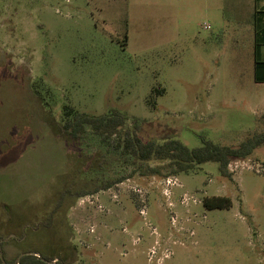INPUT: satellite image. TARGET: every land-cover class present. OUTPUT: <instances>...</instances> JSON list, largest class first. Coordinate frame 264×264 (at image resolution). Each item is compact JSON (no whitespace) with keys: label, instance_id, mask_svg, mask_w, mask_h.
<instances>
[{"label":"rangeland","instance_id":"374dc122","mask_svg":"<svg viewBox=\"0 0 264 264\" xmlns=\"http://www.w3.org/2000/svg\"><path fill=\"white\" fill-rule=\"evenodd\" d=\"M253 7L252 0H0V215L7 219L5 205L16 214L8 229L25 225L19 237L13 232L18 241L0 230L3 256L264 264V146L232 161L231 178L215 162L144 177L111 161L115 150L100 137L79 144L58 129L62 106L71 104L93 115L127 113L126 128L137 119L143 139L171 135L191 148L202 138L234 145L263 131L264 84L253 79L245 23ZM155 89L165 93L153 108ZM122 176L69 208L77 193ZM212 196L233 206L207 210L203 200Z\"/></svg>","mask_w":264,"mask_h":264},{"label":"trees","instance_id":"16d2710c","mask_svg":"<svg viewBox=\"0 0 264 264\" xmlns=\"http://www.w3.org/2000/svg\"><path fill=\"white\" fill-rule=\"evenodd\" d=\"M256 80L259 83L264 84V62L259 59L258 53H256ZM165 93V89H155L152 91L151 96L148 98V104L156 108L157 102L155 95H161ZM131 120L127 113L121 111H111L108 114L93 115L77 110L71 104H64L62 106V121L59 125L60 132L69 137L72 142L81 143L85 142L89 135L100 137L104 143H107L115 151L111 153L112 160L119 162L121 165L130 166L133 168L134 173H139L141 176H158L167 177L169 175H178L182 173H190L195 171L199 166L215 162L219 164V170L224 177H232L229 170V165L234 160L246 159L254 154V152L264 146V130L260 132H254L247 136L245 140L239 144L228 145L216 143L212 140L202 138L203 145L197 148H191L187 146L183 141L175 136H167L162 141L160 139L145 140L139 134L141 125L137 119H134L131 126L127 127L128 122ZM114 140V141H112ZM114 155V156H113ZM95 159L93 156L91 159ZM96 160V159H95ZM97 162V161H95ZM156 163L152 165V163ZM88 165L90 168L96 169V165ZM100 164L101 161L99 162ZM103 167V165H101ZM126 176H122L116 179L101 180L98 185L94 187L89 186L85 190L74 195L73 200L69 204L71 208L77 199L87 196L90 193L98 191L110 190L113 186L126 179ZM67 196H64L63 201L57 204L56 215L62 210V204L67 201ZM203 205L207 210H224L230 209L233 206V200L230 197L225 196H212L206 197L203 200ZM3 205V210L7 215L1 217L0 215V230L4 232H10L12 239L18 241L20 234L25 233L24 224L18 229H8L7 225L13 219L16 214L12 210ZM62 214V213H61ZM60 214V215H61ZM59 215V217H60ZM3 219V220H2ZM4 223V224H3ZM6 225V227H5ZM17 232V236L13 232ZM24 235V234H23ZM63 246H67L66 241ZM22 239V238H21ZM0 254L4 253V239L0 237ZM62 246V247H63ZM21 252L12 261L8 260L4 256V261L0 256V264H54L53 261L57 260L51 254H41L37 256L36 253L22 255ZM56 264H64L62 260H57Z\"/></svg>","mask_w":264,"mask_h":264},{"label":"crops","instance_id":"0c3cea01","mask_svg":"<svg viewBox=\"0 0 264 264\" xmlns=\"http://www.w3.org/2000/svg\"><path fill=\"white\" fill-rule=\"evenodd\" d=\"M252 1L254 3V7L248 13V16L245 20L247 27L246 32L249 33L251 37V45L249 46V59L251 60V64L253 66V79L255 83L262 84L256 80L255 63L256 53H258L259 59L264 62V0ZM65 221L66 220H64V222Z\"/></svg>","mask_w":264,"mask_h":264},{"label":"built area","instance_id":"2783aa9c","mask_svg":"<svg viewBox=\"0 0 264 264\" xmlns=\"http://www.w3.org/2000/svg\"><path fill=\"white\" fill-rule=\"evenodd\" d=\"M210 28V27H209ZM238 167V162H235V163H233V162H231L230 163V165H229V170L230 171H235L236 170V168ZM166 184L169 186V185H177V181H174L173 179H171V178H169V179H167L166 180ZM84 200V197L80 200V204H81V202ZM84 203V202H83ZM144 211H142V213H143ZM145 213V212H144Z\"/></svg>","mask_w":264,"mask_h":264},{"label":"water","instance_id":"95a60500","mask_svg":"<svg viewBox=\"0 0 264 264\" xmlns=\"http://www.w3.org/2000/svg\"><path fill=\"white\" fill-rule=\"evenodd\" d=\"M28 254H34V253H32V252L24 253V254H22V255L19 257V260L22 258L23 255H28ZM36 255L39 256V257L41 256L40 254H37V253H36ZM0 256H1L2 260L4 261V256H3L2 253L0 254ZM5 264H6V263H5ZM19 264H20V263H19Z\"/></svg>","mask_w":264,"mask_h":264},{"label":"flooded vegetation","instance_id":"af4514ba","mask_svg":"<svg viewBox=\"0 0 264 264\" xmlns=\"http://www.w3.org/2000/svg\"><path fill=\"white\" fill-rule=\"evenodd\" d=\"M22 238H23V237H22ZM0 244H1V241H0ZM26 253H28V252H26ZM32 253H37V252H32ZM22 254H24V253H22ZM37 254H39V253H37ZM40 255H41V254H40ZM53 263L56 264V263H57V260L53 261Z\"/></svg>","mask_w":264,"mask_h":264}]
</instances>
